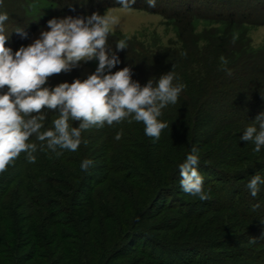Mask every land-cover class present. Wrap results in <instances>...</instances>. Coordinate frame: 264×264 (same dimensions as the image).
I'll list each match as a JSON object with an SVG mask.
<instances>
[{"label":"trees","instance_id":"trees-1","mask_svg":"<svg viewBox=\"0 0 264 264\" xmlns=\"http://www.w3.org/2000/svg\"><path fill=\"white\" fill-rule=\"evenodd\" d=\"M100 1L86 0L72 11L62 0L50 6L55 19L122 6ZM146 1L130 7L143 9ZM194 1L180 0L184 13L162 11L185 35H178V47L149 53L112 33L107 42L120 60L112 72L129 67L143 86L173 71L185 85L178 102L162 110L168 128L160 139L146 136L142 123L124 121L84 131L86 145L57 157L39 150L33 137L36 162L21 154L0 174V264H264V185L255 198L246 188L254 175L264 178V148L256 153L253 143L240 139L248 126L258 128L255 118L264 113V48L253 49L247 37V27L264 24L253 19L264 2L243 0L228 11L211 3L202 12ZM49 14L37 19L45 24ZM14 18L5 25L12 29L6 47L13 54L40 26L33 13ZM200 20L219 27L196 37L192 27ZM120 40L124 50L116 48ZM59 75L45 86L78 79ZM45 115L51 127L58 113ZM193 146L206 201L180 187L179 165ZM84 159L93 161L88 171L81 170Z\"/></svg>","mask_w":264,"mask_h":264},{"label":"clouds","instance_id":"clouds-1","mask_svg":"<svg viewBox=\"0 0 264 264\" xmlns=\"http://www.w3.org/2000/svg\"><path fill=\"white\" fill-rule=\"evenodd\" d=\"M134 2L120 0L121 8L132 9L130 4ZM147 2L154 7L156 0ZM3 3L0 0V7ZM8 19L7 13L0 12V174L14 166L21 154L28 163L36 162L38 145L32 142L33 137L39 142V150L46 147L57 157L64 151L76 152L82 143L86 145L84 131L124 121L142 123L146 136L160 139L163 130L168 128V123L160 119L162 110L178 102L185 85L176 82L178 77L173 71L162 74L155 82L150 79L143 86L132 79L129 67L112 72L120 60L109 52L107 42L112 27L118 23L117 17L94 13L87 19H50L48 31H42L40 38L14 54L6 47ZM16 31L22 37L27 35L21 29ZM126 47L124 40L116 43L117 50ZM94 59L98 60V66L87 79L45 86L54 75L68 73L81 62ZM5 88L7 91H3ZM45 110L58 113L48 128ZM73 122H78V126H73ZM255 122L258 128L255 124L248 126L240 139L253 143V151L258 153L264 148V113ZM121 137L122 133H117L115 139ZM199 163V150L193 146L179 165L180 187L183 192L206 201L209 193L204 189ZM92 165L91 159H84L80 167L88 171ZM261 185L264 178L257 174L246 188L255 198Z\"/></svg>","mask_w":264,"mask_h":264},{"label":"rangeland","instance_id":"rangeland-1","mask_svg":"<svg viewBox=\"0 0 264 264\" xmlns=\"http://www.w3.org/2000/svg\"><path fill=\"white\" fill-rule=\"evenodd\" d=\"M52 0H4L3 6L0 7V12L7 13L9 16L8 21L9 24L10 19L13 17L18 18L17 22H20L21 16L25 15L27 17L28 13H33L36 17V24H39V28L33 32L28 39L22 43L19 47H27L29 44L33 43L36 39L40 38V34L42 31H48L47 22L57 17L58 12H52V6H50ZM65 1L68 7H70V11L74 10L77 7H83L84 2L86 0H62ZM178 1V2H177ZM223 1V2H222ZM224 1L226 3H224ZM260 2H264V0H259ZM21 2V4H19ZM114 2L115 4L120 3V0H108V3ZM180 0H156L155 6L151 7L149 3L144 2L145 8L143 9H122V6H111L107 8L101 16L105 13H108L112 16L118 18V23L112 27V34H120L122 37H125L129 41L131 40L136 45L142 46L145 48L146 52L156 53L158 47H178L179 36L184 39L182 33V29L178 28L176 24L171 22L168 19H165L161 14L162 11L165 10V13H171V10L182 9L180 5H178ZM210 2V3H209ZM98 3L101 4V1L98 0ZM136 3V0H135ZM133 3V4H135ZM194 5L192 7H202L203 11L206 12V5L210 4H220L224 7V11H228L232 8H239L243 0H196L194 1ZM263 6L256 8V15L253 16V19H257L258 21L264 20V3ZM136 5V4H135ZM139 6V5H138ZM177 6V7H176ZM85 7V6H84ZM55 10V8H53ZM178 9V10H179ZM87 15L76 14V11L71 12L72 18H83L87 19L92 14L86 8ZM25 11V12H24ZM181 13L185 12L184 9L179 10ZM194 12V13H193ZM196 11H192L190 14H195ZM51 13L52 16L48 17V21L45 24H42L45 20H38L41 14ZM258 13V14H257ZM206 16V14H204ZM14 18V19H15ZM67 17H59V19H63ZM14 24V22H11ZM10 23V25H12ZM23 23V22H22ZM260 23V22H259ZM35 24V25H36ZM219 25L212 23V21L200 20L196 21L192 27L193 35L196 37H204L210 30L218 28ZM12 30V29H10ZM7 30L5 32L8 39L10 40L12 35V31ZM14 30V29H13ZM179 35V36H178ZM247 37L250 40V46L253 49H261L264 48V24L261 26H249L247 27ZM6 41V42H7ZM8 43V42H7ZM6 43V44H7ZM204 44H199L202 47ZM98 64L96 60H92L90 62H81L80 65L74 69H72L69 74H73L79 80L83 81L87 79L89 75L95 72ZM61 75V74H60ZM59 75V76H60ZM68 78V77H67Z\"/></svg>","mask_w":264,"mask_h":264}]
</instances>
